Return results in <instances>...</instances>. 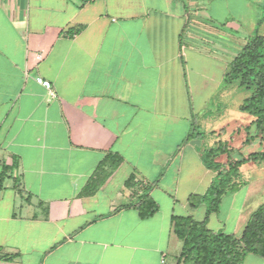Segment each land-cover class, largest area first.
<instances>
[{
  "label": "crops",
  "instance_id": "obj_1",
  "mask_svg": "<svg viewBox=\"0 0 264 264\" xmlns=\"http://www.w3.org/2000/svg\"><path fill=\"white\" fill-rule=\"evenodd\" d=\"M254 34L264 0H0V264H176L171 216L202 220L188 199L215 176L202 137L184 140L218 94L229 108L224 74ZM110 153L123 162L82 196ZM256 178L222 198L232 225L214 232L240 235ZM147 187L159 209L142 220L124 207Z\"/></svg>",
  "mask_w": 264,
  "mask_h": 264
},
{
  "label": "trees",
  "instance_id": "obj_2",
  "mask_svg": "<svg viewBox=\"0 0 264 264\" xmlns=\"http://www.w3.org/2000/svg\"><path fill=\"white\" fill-rule=\"evenodd\" d=\"M223 83H236L240 88L253 90L252 95L241 104L240 111L253 118L247 128L254 127V138L258 139L262 149L240 160H231L230 155L234 149L226 142L218 141L214 148L201 150L204 167L214 172L215 176L204 194L188 199L190 208L205 206L202 220H195L192 216H171L172 233L181 241L176 264H243L247 255L264 258V203L251 212L239 236L214 232L207 227L209 217L219 211L222 198L227 193L237 192L248 183L241 178L243 165L252 163L264 167V36L254 34L247 39L241 51L229 63ZM201 136V132H196L194 126L184 142ZM247 142L248 138L244 143ZM222 155H227L226 160L217 162L216 158ZM122 162L119 155L107 154L82 189L81 195L94 194L107 178V170L117 168ZM8 171L7 167L1 169L0 185ZM132 184L133 177H130L126 186ZM150 190L151 187L145 188L135 204L124 208H132L142 220L154 216L159 206L151 197Z\"/></svg>",
  "mask_w": 264,
  "mask_h": 264
},
{
  "label": "rangeland",
  "instance_id": "obj_3",
  "mask_svg": "<svg viewBox=\"0 0 264 264\" xmlns=\"http://www.w3.org/2000/svg\"><path fill=\"white\" fill-rule=\"evenodd\" d=\"M252 89H244V88H236L235 90L231 91L230 98H229V108H225V103H221L220 94H218V99L216 102L212 103L211 111L206 113L204 116L200 117L199 119H195V127L196 132H201L202 139L200 147L203 149L214 148V143L220 140H227L229 141V145L234 148V151L230 155L231 160H240L242 158L247 157L250 153L258 152L262 148L258 143V139L254 138L256 131L254 127L247 128V124H249L253 118L245 112L240 111L237 105L241 106L245 99L249 98L252 95ZM228 116L230 120H232V124L226 131V134L220 138V121H223L224 118ZM222 123V122H221ZM204 129V130H201ZM207 130V132H205ZM212 130H216L217 135H209ZM204 131V132H203ZM205 133V134H204ZM200 137V138H201ZM252 137L249 143H243L246 138ZM227 155H222L216 158L217 162H223L226 160ZM250 165V164H248ZM247 166V165H246ZM256 182L254 183L253 187L259 184L257 187V192L264 190V167L261 164L256 165V168L252 171L249 170L248 167H243L241 169V178L248 179L252 177H256ZM11 184V182H10ZM251 186V183L249 184ZM247 185L244 188L243 193H241V197L238 198L237 204L240 205L241 198L246 193L249 188ZM237 206V207H238ZM219 211L211 216L209 228L211 230L220 229V223H225L224 227L226 231H228L229 226H231L232 220L225 221L224 214L226 211V205H222ZM235 215L232 216V218Z\"/></svg>",
  "mask_w": 264,
  "mask_h": 264
},
{
  "label": "built area",
  "instance_id": "obj_4",
  "mask_svg": "<svg viewBox=\"0 0 264 264\" xmlns=\"http://www.w3.org/2000/svg\"><path fill=\"white\" fill-rule=\"evenodd\" d=\"M36 82L39 85H41L43 88H45L46 90H48L51 96H54V94L50 91L51 85H50V83L48 81L43 80L41 78H37Z\"/></svg>",
  "mask_w": 264,
  "mask_h": 264
}]
</instances>
